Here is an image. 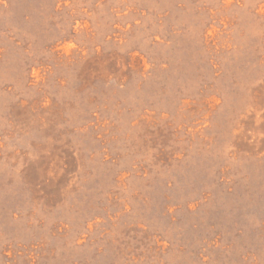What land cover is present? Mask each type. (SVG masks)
Masks as SVG:
<instances>
[{"label":"rangeland","instance_id":"obj_1","mask_svg":"<svg viewBox=\"0 0 264 264\" xmlns=\"http://www.w3.org/2000/svg\"><path fill=\"white\" fill-rule=\"evenodd\" d=\"M0 264H264V0H0Z\"/></svg>","mask_w":264,"mask_h":264}]
</instances>
